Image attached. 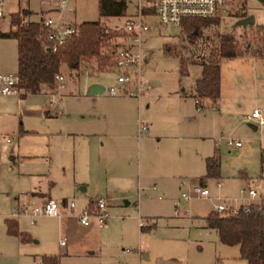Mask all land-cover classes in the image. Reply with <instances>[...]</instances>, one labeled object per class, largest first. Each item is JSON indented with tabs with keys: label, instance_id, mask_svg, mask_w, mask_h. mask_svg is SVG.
I'll return each instance as SVG.
<instances>
[{
	"label": "rangeland",
	"instance_id": "1",
	"mask_svg": "<svg viewBox=\"0 0 264 264\" xmlns=\"http://www.w3.org/2000/svg\"><path fill=\"white\" fill-rule=\"evenodd\" d=\"M126 1L124 15L107 17L99 14V0H69L62 12V22L78 26L86 21H99L102 27L114 30L134 15L135 1ZM235 1H230V14L228 10L224 12L219 25L204 30L192 44L181 25L160 24L156 15L146 18L149 29L142 33L139 44L142 79L143 76L155 78L162 86L173 90L184 88L190 94V87L201 75V66L190 63V60L197 58L202 49L208 57V51L216 45L219 35L231 34L238 44L237 55L220 59V98L217 104L214 106L207 101L205 109L189 114L192 121L205 117L210 130L203 131L199 138L180 142L184 148L177 166L181 175L180 185L172 190V198L159 194L158 188L141 190L135 186L126 196L117 194L115 202H119L122 209L109 207L107 224L110 227L105 236L103 256L97 259L100 263L247 264L239 255L238 245L222 243L215 229L202 226L203 215L214 207L216 200H184L181 197L182 192L200 185L197 175L187 174L189 170L185 171L188 168L184 165L187 156H197L199 144L218 149L219 153L221 175L205 183L210 195L234 197L245 185L264 193V178L260 176L261 163L264 164V125L247 120L254 108L264 116V2L244 0L245 5L240 7ZM50 7H55V10L48 12ZM59 9L58 0H4L0 31L11 28L12 15H20L24 20L41 21L43 14L56 15ZM26 10L28 13H25ZM242 10H245L246 16H254V25L245 29L235 25L242 18L238 16ZM181 58L187 62V73L181 72ZM16 60V41L0 38V73H17ZM88 70L93 72L92 68H88L77 75L76 71L63 66L60 74L64 81L60 83L57 80L56 96L53 97L0 96V206L5 199L9 215L19 216L22 224L40 230L41 245L55 246L59 217L30 214L36 204L26 198L25 192L33 185L49 188L52 199L60 202L65 197L68 202L74 201L76 209L80 197L87 193L80 188L73 189L70 184L75 157L65 134L84 119L100 117L110 104L106 98L107 90L115 85L118 74L114 68L94 75L87 74ZM95 84L103 88V96H98L96 100L89 94ZM48 110L57 115H45ZM250 124L256 125L257 129L253 130ZM217 138L220 140L217 141ZM227 138L240 141L241 146L229 147ZM133 164L136 172V153ZM77 167L80 174L83 169L79 161ZM242 172H246L248 178L243 177ZM138 195L139 205L136 204ZM145 195L147 198H144ZM16 196L20 198V203L15 201ZM101 196L108 197L106 194H93L92 200ZM125 199L130 203L125 204ZM24 206H27L26 212H21ZM63 210L65 215L73 214L69 206ZM150 216L154 217L155 225L141 231L139 221L147 226L151 222ZM2 218L0 210L1 224ZM133 252L139 262L129 255ZM145 253L147 256H144Z\"/></svg>",
	"mask_w": 264,
	"mask_h": 264
},
{
	"label": "crops",
	"instance_id": "2",
	"mask_svg": "<svg viewBox=\"0 0 264 264\" xmlns=\"http://www.w3.org/2000/svg\"><path fill=\"white\" fill-rule=\"evenodd\" d=\"M11 28L14 29L15 26H11ZM87 74L94 75L95 73ZM143 79L142 81L148 84L149 88L140 98L121 92L114 96L107 95L106 98L110 100V104L100 113V117L87 121L84 119L77 124L75 129L66 132L65 138L71 143L75 157L70 184L73 189L80 188L81 191L87 193L80 197L78 209H76V205L74 209H71L73 213L71 215L64 214L63 208L69 206L66 198L62 197L58 202L59 210H63L60 211L61 214L64 213L57 218L58 241L55 242L54 247L48 246L47 243L41 245V231L28 224H22L19 216L9 215L5 199H2L0 206L3 217L2 224L0 223V264H47L41 259L44 254L57 255L59 264H102L97 259L104 253L105 236L110 227L107 224L109 218L100 222L92 216L90 222L84 225L80 223L77 216L83 208L91 204L93 194H106L109 197L106 198L108 212L109 207L122 209L121 204L115 202L117 194L126 196L132 192L134 186L137 189L140 187L141 190L158 188L161 192L159 194L172 198V190L180 185L181 175H179L177 166L178 158L184 149L180 142L199 138L203 131L208 132L210 127L206 123L205 117H201L197 121L189 119L190 113L197 112L194 96L195 82L190 87V94H188L184 88L173 90L162 86L158 79L144 76ZM111 86L120 87L116 81L115 85ZM102 91L103 88L95 84L91 86L89 94L96 100L98 96H103ZM28 95L56 96L55 93H22L19 96L24 98ZM206 103L205 100L201 102L203 109H205ZM54 114L50 110L45 111L47 116ZM251 122L257 124L254 121ZM142 126L146 127V131L140 130ZM250 127L253 130L257 129V126L253 124H250ZM197 148L199 151L197 156H187L184 165L188 168L185 171L189 170L187 174L197 175L201 182L202 176L206 172V157L214 154L219 155V153L218 149H211L209 145L205 144H199ZM135 153L138 158L136 172L133 164ZM77 161L83 169V171L80 170V174H78ZM242 176L248 178L246 172H242ZM208 179H205L203 183H206ZM25 195L34 204L45 198H51L49 188L39 185H33L32 189L25 192ZM146 195L144 198H147ZM158 196L160 197V195ZM14 199L20 203L18 196ZM146 201H144V205ZM129 203L130 200L125 199V204ZM136 204L139 205V195ZM10 218L17 221V226L21 231L30 234V240L21 241L18 236L7 231L6 219ZM153 218L149 217L151 222L148 225L151 227L155 225ZM139 226L141 231L148 229H141L140 224ZM202 226L208 228L204 221ZM61 239L65 240L63 244L60 242ZM129 255L139 262L135 252ZM144 256L147 254L145 253Z\"/></svg>",
	"mask_w": 264,
	"mask_h": 264
},
{
	"label": "trees",
	"instance_id": "3",
	"mask_svg": "<svg viewBox=\"0 0 264 264\" xmlns=\"http://www.w3.org/2000/svg\"><path fill=\"white\" fill-rule=\"evenodd\" d=\"M231 1V0H230ZM229 1V3H230ZM126 0H99L101 16L116 17L126 13ZM240 7L244 0H236ZM144 14H153L152 9H144ZM230 14V10H228ZM239 17L246 16L242 10ZM218 19L187 18L181 21V28L187 33L189 42L195 43L204 30L210 26H218ZM11 26L6 32L0 31V38H13L17 41V73L19 86L23 94L51 93L57 91V75L61 68L67 66L80 75L88 68L94 73L113 69V54L122 47L129 37L123 29L102 27L99 21H86L79 24L78 33L70 37L57 51L48 50L47 32L41 21L24 20L20 15H12ZM237 41L231 34L219 35L216 45L208 51L204 50L190 63L201 66V75L195 81L194 96L201 101H210L215 106L220 98V59L237 55ZM181 72L186 73V60L181 58ZM202 105V104H201ZM203 108V106H202ZM206 172L202 183L208 178L220 177V158L218 154L207 156ZM261 177L264 178V164L261 163ZM206 227L215 229L219 240L227 245H238L239 255L247 264H264V209L236 213H221L212 208L203 216ZM7 231L28 241L31 236L21 231L15 219H6ZM151 226L141 225V229ZM47 264H59L57 255L41 256Z\"/></svg>",
	"mask_w": 264,
	"mask_h": 264
},
{
	"label": "built area",
	"instance_id": "4",
	"mask_svg": "<svg viewBox=\"0 0 264 264\" xmlns=\"http://www.w3.org/2000/svg\"><path fill=\"white\" fill-rule=\"evenodd\" d=\"M69 0H58L59 11L56 15H50L48 12L55 10L50 7L49 11L43 14L41 24L47 32L48 50L55 52L65 44L72 36L78 33V27L72 24L62 22V12L67 6ZM135 12L131 18L125 20L121 29L129 34L127 42L118 48L113 54V68L117 70L116 83L120 85L110 86L107 90L108 95L114 96L121 92L132 97L140 98L149 88V85L142 81L140 75V65L142 62L139 51V44L143 32L149 29L146 18L156 15L159 23L163 25L177 24L187 18L198 19H218L221 21V15L227 12L230 0H134ZM144 9H152L153 14H144ZM4 15V0H0V19ZM88 70L87 73H89ZM56 79L63 83V75H57ZM20 77L18 73H0V96L21 95L23 90L19 86ZM63 86V84H62ZM61 86V87H62ZM201 100L195 99L196 111L202 110ZM247 120L254 121L258 125H264V116L258 109H254ZM141 131H146L142 126ZM220 139L217 138V141ZM9 142V139H6ZM226 143L229 147H240L241 142L232 138H227ZM219 184V182H218ZM181 197L184 200L192 198H207L216 200L214 209L221 213H236L240 208L245 212L251 210L264 209V193H261L251 185H245L241 188L240 194L234 197L212 196L205 183L192 187L188 192H182ZM29 200V199H28ZM26 207L21 208V212H26ZM69 207L74 209V201L69 202ZM178 208L176 207V210ZM20 212L16 213L19 214ZM32 215L57 216L61 214L58 208V202L55 199L48 198L37 203L33 208ZM80 223L86 225L90 222L92 216L100 222L110 217L107 209V199L99 197L93 200L88 207L83 208L78 214ZM143 225V221H139ZM60 242L63 244L64 239Z\"/></svg>",
	"mask_w": 264,
	"mask_h": 264
},
{
	"label": "water",
	"instance_id": "5",
	"mask_svg": "<svg viewBox=\"0 0 264 264\" xmlns=\"http://www.w3.org/2000/svg\"><path fill=\"white\" fill-rule=\"evenodd\" d=\"M260 1L264 2V0H260ZM25 13H28V10H26ZM235 25L236 26L239 25V26L243 27L244 29L247 26L254 25V16L252 14H250V15H247L245 17H242L236 21Z\"/></svg>",
	"mask_w": 264,
	"mask_h": 264
}]
</instances>
